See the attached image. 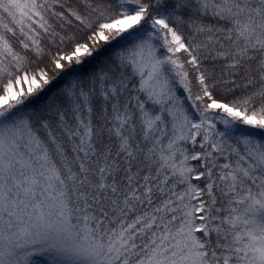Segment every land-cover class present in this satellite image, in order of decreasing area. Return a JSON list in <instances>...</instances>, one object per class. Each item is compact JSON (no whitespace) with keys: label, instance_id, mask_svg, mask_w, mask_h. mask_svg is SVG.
<instances>
[{"label":"snow or ice","instance_id":"obj_1","mask_svg":"<svg viewBox=\"0 0 264 264\" xmlns=\"http://www.w3.org/2000/svg\"><path fill=\"white\" fill-rule=\"evenodd\" d=\"M0 264H264V0H0Z\"/></svg>","mask_w":264,"mask_h":264}]
</instances>
